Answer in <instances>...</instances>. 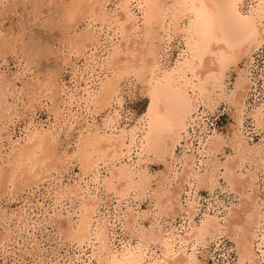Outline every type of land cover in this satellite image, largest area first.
<instances>
[{
	"label": "rangeland",
	"instance_id": "1",
	"mask_svg": "<svg viewBox=\"0 0 264 264\" xmlns=\"http://www.w3.org/2000/svg\"><path fill=\"white\" fill-rule=\"evenodd\" d=\"M74 1L0 0V264H101L102 260L98 262L92 258L89 261L91 250L84 249L85 254L80 253L78 241L71 238L72 235H67L70 228L77 227L82 204L86 201L83 199L90 198L93 200V219L96 221L92 220L91 229L100 225L98 228L107 239L111 258L129 252L135 255L146 254L143 255L146 257L144 264L160 262L165 248L147 239V235L153 231L162 238V242H168L177 255L181 254L183 248L185 254L191 257V264H238L237 240L242 237L238 229L232 232L235 228H221L223 230L220 233L207 234L198 243L194 240L182 243L190 227H198L207 219H211L212 223L223 224V218L230 209H239L241 195L236 191L237 188L232 190L225 181L223 166L218 167L216 182L197 184L192 178L191 183L182 182L184 185L177 197L184 209L191 206L194 210L191 219H188L184 211L179 212L176 206L173 207L174 211L161 213L154 207L151 193L164 192L169 182L173 190L177 188L182 165L190 157L194 162L193 170L202 178L210 173L215 162L224 165L232 160L237 155L230 146L235 136L241 138V142L244 141L248 148L264 144V127L256 126L251 115L254 110H263L264 105V18L260 25L263 27L262 42L249 56H242L236 66L226 70L221 87H215L214 93L208 96L210 98L197 102L196 110L191 112L185 126L187 128L180 132L181 140L179 137L173 146L172 156L167 154L159 158L153 154H143L134 164L133 160L136 159L131 150L128 157L122 156L113 161L116 165L125 162L136 167L141 175L147 174L150 182L144 195L139 193L137 196L131 194L119 198L112 191L102 187L94 190L90 182L85 186L80 181L93 179V176L82 173L84 167L80 147L88 134L110 131L107 125L114 133H118V130H131L133 126L142 128L151 89L146 81L126 76L120 81L118 96L110 107H92L89 99L96 94L101 82L111 77V71L106 70L108 67L102 68L101 64L116 39L110 37L111 31L101 23L98 15L78 14L70 18L67 14ZM252 2L254 0H241L237 11L241 18L247 17ZM119 3L120 0L107 1L102 15L106 19L111 17ZM88 33L101 39L96 51L91 42L82 40ZM169 33L172 38L167 42V37L161 34L165 41L159 46L160 70L156 75V78L159 77L157 80L166 77L168 70L174 68V64L182 59L185 52L183 33H173L172 29ZM238 77L248 80L247 90L243 92L242 108H235L229 102ZM215 94L220 96L217 98ZM209 99L214 102L219 100L210 108L206 105ZM237 109L242 110L241 116L236 112ZM31 134L49 135L52 140L50 146L54 147L53 154L60 156V161L56 163L51 160L43 163V171L37 179L39 182H25L27 179L22 169L11 175L14 167L11 164H15L13 161L16 153L26 146V140ZM213 138L224 141L219 150L210 152L206 147ZM41 153L36 152L39 160L44 158V153ZM248 155L239 166L241 169L237 168L235 172L256 176L254 187L257 191H251L250 188L247 190L262 203L264 163L257 162L258 157L254 154ZM105 168L100 167V180L109 174ZM78 185L83 186L80 192L77 191ZM128 209L136 215H143V219L138 218V223L132 225L133 228L126 224L125 213ZM262 233L264 226L261 225L257 230L253 228L254 238L249 237L253 242H247L252 260L246 259L243 264H264ZM106 254L103 251L102 257ZM79 255L82 256L81 260H76ZM149 255H153L151 259Z\"/></svg>",
	"mask_w": 264,
	"mask_h": 264
},
{
	"label": "bare ground",
	"instance_id": "2",
	"mask_svg": "<svg viewBox=\"0 0 264 264\" xmlns=\"http://www.w3.org/2000/svg\"><path fill=\"white\" fill-rule=\"evenodd\" d=\"M107 1L109 0H75L74 3L69 6L70 8L68 7L69 10L67 15H69L70 18L78 14L100 16L101 23L105 26L107 25V30L112 33L110 37H115L116 39V41L112 43V48L107 58L104 59L101 64L102 68L108 67L106 70L109 72L111 71V77L101 82L102 84L96 94H93L88 102L92 104L94 108L104 107L105 105L110 107L118 96L120 81L126 76H132V78H136L137 81L138 79L146 81L151 89V99L142 120L143 122L141 123L142 128L133 126L131 130H118V133H114L111 131L112 128L107 125V129L110 131L104 133L96 131L86 136L80 147L83 162L82 168L84 167L82 173L84 172L83 175L85 174L86 176H93V179H81L80 181L85 186L88 184L87 182H90L94 190H98L99 187H102L104 190L112 191L115 196L117 195L119 198H124L131 194L137 196V194L140 193L144 195L147 187H149V180L146 177L147 174L145 175V173L142 172L144 175H141L139 172L140 170L138 171L136 167L130 166L125 162H118L116 165L113 164V161L118 160L122 156L128 157L131 150L136 159L134 161L133 158H131L134 164L143 154L145 156L153 154L159 158H163L164 155L167 154L168 156H172L173 146L175 143L177 144L179 137L181 140L182 137L180 136V132L187 128L185 126L189 122L191 112L195 109L196 104H198L197 102L203 101L204 98H210L208 96L214 93L213 90L215 87H221V82L226 70L231 66H236V62L242 56H249L250 53L258 47L260 42H262L263 27L260 25L263 24L261 21L264 18V0H254L249 7L248 13L246 12L247 17L245 18H241L237 14L241 0H120L117 8H115L113 12L111 11L113 15L111 17L108 16L109 18L106 19L107 17L102 14L104 12V4ZM136 11L139 17L135 14ZM96 20H98V18ZM99 29L98 31L100 32ZM171 29L173 33H183L182 38L185 40V52L182 59L178 62L176 61V64L173 63L175 66L171 70H168L169 73H166L167 76L161 80H157L159 77L156 78V75L160 70L159 46H161L160 44L162 41H165L162 35L164 34V37H167L166 42L170 41L172 38L169 33ZM82 40L86 43L91 42V46H93L92 48L95 51L97 50V46L101 43V39L94 37L91 33L86 34ZM89 60L91 61L92 59ZM236 73L238 74V72ZM85 80L87 81V79ZM247 81L246 78L238 77L237 83L235 82L236 87L233 86L235 87V91L232 92L230 97L228 96L230 101H227L232 103L235 108H237V106L242 108L243 92H245V89L248 87ZM218 95H216V97ZM227 95H229V92ZM222 97L226 98L224 96ZM218 100L216 101L218 102ZM215 102L209 99L206 105L208 107H213L212 105L216 104ZM237 110L236 112L241 116L242 110ZM251 115L256 122V126L264 127V119H262V117H264V105L263 110H254ZM113 129L115 130V128ZM139 131H141V133ZM46 135L40 136L31 134L29 138H27L26 146L24 145V148L18 149L19 152L16 153V156L14 155L15 158L13 157L14 161H12L15 164H11L14 165L11 175H14L16 171L22 169L27 179L24 180L25 182H39L40 180L37 179L43 171L41 167L43 163L48 162V160L53 161V163H56L58 160L60 161V156L57 157L58 155L52 152L54 149V147L52 148L50 146L52 140H50L49 135ZM223 141L221 140L220 142L218 138H213L212 141H208L206 149L210 152L219 150V146ZM241 141V138L239 139V137L236 136L233 137L230 146L232 145L237 155H235V152V157L227 161L224 165L216 162L214 165L210 163L213 169L210 173H206L207 175L203 176V178L193 170L194 162L190 157L188 161L184 162L182 165V174L180 173L179 184L176 186L177 188H174V190L176 189L175 191L171 188L170 182L168 181L169 184L166 186L164 192L153 191V195L151 193L154 199L152 202H155L153 205L161 213L164 214L166 211L167 213L168 211H174L173 207L176 206L178 211H184L187 213L188 219H191L194 210L191 206L189 209H184V206H181L177 197L178 192H180V190L182 191V185H184L182 182L191 183L190 179L192 178L197 184L213 183L218 174V167L223 166V170L225 169V181L232 190L237 188L236 191L241 195L242 199L239 209H230L226 217L223 218V224L219 225L217 222L212 223L213 221L211 219H207L200 223L198 227H190L183 236L182 243L187 244L192 240L198 243V241L207 234L213 232L220 233L223 229L227 228L231 230L235 228L232 232L238 229L242 234V237H238L239 239L237 238V249L240 258L238 264H243L244 260H250V257H252L250 256L252 253H250L251 249H248L249 246L247 242L250 241L249 237L252 238L254 236L252 235L253 228L257 230L261 225L264 226V200L262 203L258 202L256 195H251L247 190V188H250L251 191H257V188L255 189L254 187V178L256 176L254 177L250 174L246 175V172L245 174H238L235 172L237 168H240L239 166L242 161L246 159V156L251 153L252 156L254 154L258 157L259 161L257 162L264 163V144L261 146L259 145L260 147L254 146L253 148H248L244 141ZM204 143L206 144L205 141ZM203 145L202 148L204 147ZM37 151L45 154H43L44 158L42 160H39L36 156ZM249 156L250 155H248V157ZM101 166L106 167L105 170L109 174L100 180L99 170ZM16 177H18V175ZM9 180L10 179H8V181ZM82 188V185H78L77 191ZM86 189L84 190L87 191ZM86 193L88 194V192ZM142 197H140V199ZM83 200L86 201L82 204L81 218L79 222H77V227L70 228V226V232L67 233L68 237L72 235L71 238H75V240L78 241L80 253L85 254V252H83L84 249L89 248L91 250L89 261L94 258L98 262L102 260L103 262H100L101 264H144L146 257L143 255L146 254L136 253L137 255H135L131 253L134 254L131 255L129 252H126L129 254L127 255L122 252L123 255L121 257H110V248H108L107 239H105L103 231L98 228L100 225L94 226L95 229L93 228V230L91 229L93 225L92 220L95 221L93 219V213H95L93 209V200L91 198ZM260 205L263 207L260 208ZM132 211L128 209L125 213L126 224L130 227L138 223V218L143 217V215H136ZM247 233H249L250 236ZM237 235L239 234L237 233ZM247 237L249 240H247ZM147 239L152 243L158 242L165 248L162 254L163 260L156 263L154 262V264H161V262L162 264L192 263L191 257L185 254L183 248L180 250L181 254L177 255L176 252L172 250L171 246L167 244L168 242H162V238L155 232L151 231L150 234L147 235ZM261 242L264 243L263 233ZM103 251H106L107 254L102 257ZM152 256L153 255H149V259H151ZM80 257L82 256L79 255L76 260H81Z\"/></svg>",
	"mask_w": 264,
	"mask_h": 264
}]
</instances>
